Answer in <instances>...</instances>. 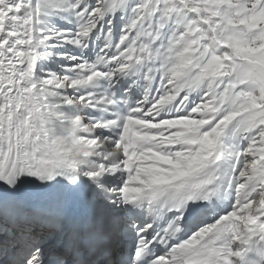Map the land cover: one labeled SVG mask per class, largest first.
Wrapping results in <instances>:
<instances>
[{
  "label": "snow or ice",
  "instance_id": "1",
  "mask_svg": "<svg viewBox=\"0 0 264 264\" xmlns=\"http://www.w3.org/2000/svg\"><path fill=\"white\" fill-rule=\"evenodd\" d=\"M0 264H264V0H0Z\"/></svg>",
  "mask_w": 264,
  "mask_h": 264
}]
</instances>
